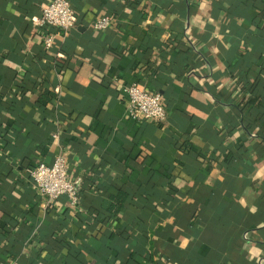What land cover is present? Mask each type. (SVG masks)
I'll return each instance as SVG.
<instances>
[{
    "label": "crops",
    "instance_id": "0c3cea01",
    "mask_svg": "<svg viewBox=\"0 0 264 264\" xmlns=\"http://www.w3.org/2000/svg\"><path fill=\"white\" fill-rule=\"evenodd\" d=\"M50 1L0 0V264H264V0H70L47 48ZM61 151L79 209L30 173Z\"/></svg>",
    "mask_w": 264,
    "mask_h": 264
},
{
    "label": "built area",
    "instance_id": "2783aa9c",
    "mask_svg": "<svg viewBox=\"0 0 264 264\" xmlns=\"http://www.w3.org/2000/svg\"><path fill=\"white\" fill-rule=\"evenodd\" d=\"M38 23L51 29L46 39V47L51 48L56 36L55 31L66 33L75 28V8L70 0H51L43 8ZM112 23L113 19L104 15L98 17L92 26L95 30L102 31L108 29ZM125 93L128 97V114L132 120H151L159 124L167 120L168 110L160 93L148 91L136 82L127 84ZM52 138L58 140V132L54 133ZM69 170L68 155L64 151L59 152L52 163L42 161L30 170L37 193L47 200V205L66 195L72 208H81L80 191L71 179Z\"/></svg>",
    "mask_w": 264,
    "mask_h": 264
},
{
    "label": "trees",
    "instance_id": "16d2710c",
    "mask_svg": "<svg viewBox=\"0 0 264 264\" xmlns=\"http://www.w3.org/2000/svg\"><path fill=\"white\" fill-rule=\"evenodd\" d=\"M0 102H1V100H0ZM119 201L123 203L124 198H123L122 196H120V197H119ZM119 201H118V203H119ZM113 210H116V207H113ZM113 212H114V211H113Z\"/></svg>",
    "mask_w": 264,
    "mask_h": 264
}]
</instances>
